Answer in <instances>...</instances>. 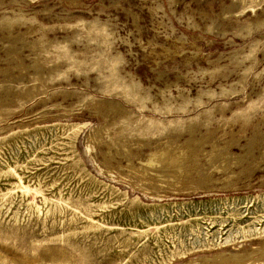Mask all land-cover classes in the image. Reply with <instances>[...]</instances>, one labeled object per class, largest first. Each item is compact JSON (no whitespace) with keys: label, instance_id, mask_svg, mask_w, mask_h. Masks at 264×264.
<instances>
[{"label":"rangeland","instance_id":"374dc122","mask_svg":"<svg viewBox=\"0 0 264 264\" xmlns=\"http://www.w3.org/2000/svg\"><path fill=\"white\" fill-rule=\"evenodd\" d=\"M0 264H264V0H0Z\"/></svg>","mask_w":264,"mask_h":264},{"label":"bare ground","instance_id":"6f19581e","mask_svg":"<svg viewBox=\"0 0 264 264\" xmlns=\"http://www.w3.org/2000/svg\"><path fill=\"white\" fill-rule=\"evenodd\" d=\"M55 256H57V255H55ZM58 258V257H57ZM63 258V257H62ZM56 260H59V259H56Z\"/></svg>","mask_w":264,"mask_h":264}]
</instances>
